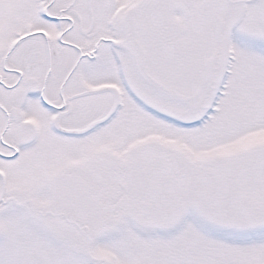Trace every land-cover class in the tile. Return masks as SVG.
Listing matches in <instances>:
<instances>
[{
	"label": "snow or ice",
	"instance_id": "snow-or-ice-1",
	"mask_svg": "<svg viewBox=\"0 0 264 264\" xmlns=\"http://www.w3.org/2000/svg\"><path fill=\"white\" fill-rule=\"evenodd\" d=\"M0 264H264V0H0Z\"/></svg>",
	"mask_w": 264,
	"mask_h": 264
}]
</instances>
